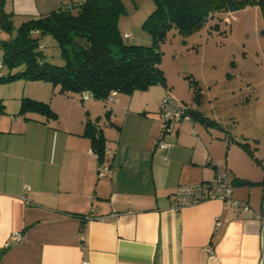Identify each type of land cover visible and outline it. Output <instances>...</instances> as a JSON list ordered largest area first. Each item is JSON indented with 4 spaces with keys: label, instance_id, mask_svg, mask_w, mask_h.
<instances>
[{
    "label": "crops",
    "instance_id": "1",
    "mask_svg": "<svg viewBox=\"0 0 264 264\" xmlns=\"http://www.w3.org/2000/svg\"><path fill=\"white\" fill-rule=\"evenodd\" d=\"M69 1L81 0H6V8L15 24ZM27 87L11 94L0 84V264H264V198L255 203L248 178L220 158L232 146L225 135L181 119L163 135L168 146H156L167 87L109 102L81 101L49 81ZM25 95L48 102L57 118L19 114ZM105 105L110 113L101 117ZM87 120L104 138L102 160ZM218 170L239 204L211 198L171 207L178 185L211 181ZM14 231L21 236L8 243Z\"/></svg>",
    "mask_w": 264,
    "mask_h": 264
},
{
    "label": "trees",
    "instance_id": "2",
    "mask_svg": "<svg viewBox=\"0 0 264 264\" xmlns=\"http://www.w3.org/2000/svg\"><path fill=\"white\" fill-rule=\"evenodd\" d=\"M153 2L154 9L142 24L153 40L144 45L127 43V35L119 29V17L125 12L124 0L69 1L48 13L29 17L17 26L13 23V11L6 8V0H0V30L5 34L0 38V72L3 66L7 68L6 73L0 74V83L19 78L41 79L49 81L61 93L79 95L81 101H84L81 95L88 93L89 98L105 102L112 91L131 94L155 84L168 88L159 63L160 45L171 28L190 32L216 12L249 4L259 5L264 13V0ZM46 35L56 41L64 61L62 65L44 58L45 46L41 40ZM196 90L195 85L194 91L199 96ZM186 107L189 119L198 118L206 127L214 123L199 110ZM27 112L44 114L47 119L57 118L48 102L23 96L19 114ZM109 113L107 110L105 115ZM85 134L91 138L92 150L102 160L106 151L101 132L87 120Z\"/></svg>",
    "mask_w": 264,
    "mask_h": 264
},
{
    "label": "rangeland",
    "instance_id": "3",
    "mask_svg": "<svg viewBox=\"0 0 264 264\" xmlns=\"http://www.w3.org/2000/svg\"><path fill=\"white\" fill-rule=\"evenodd\" d=\"M124 6L119 29L127 35L125 41L151 44L152 36L142 24L154 9L153 0H124ZM18 24L16 19L15 25ZM41 42L45 46L44 58L62 65L56 41L46 35ZM160 51L159 66L171 97L179 104L202 111L214 122L208 127L232 143L227 152L220 148V158H228V168L248 178L244 184L246 193L250 190L253 201L259 204L264 198V13L259 5L216 12L190 32L173 27ZM1 56L0 48V60ZM6 72L3 66L0 74ZM42 83L46 80L19 78L0 84L13 94ZM102 112L100 116L104 117L106 105Z\"/></svg>",
    "mask_w": 264,
    "mask_h": 264
},
{
    "label": "built area",
    "instance_id": "4",
    "mask_svg": "<svg viewBox=\"0 0 264 264\" xmlns=\"http://www.w3.org/2000/svg\"><path fill=\"white\" fill-rule=\"evenodd\" d=\"M115 95L116 92L112 91L107 96L106 100L111 101ZM81 97L83 100H86L89 98V94L83 93ZM186 109V105L179 104L170 95H165L161 99L159 106L161 135L155 139L157 147L164 149L168 146V143L163 140L162 136L165 132L171 130L176 121L180 119H189ZM107 168L106 165H101L99 166V171L106 170ZM171 196V207L174 209H180L186 205L197 204L203 200L211 198L222 199L233 202L234 204L240 203L239 201L231 199L230 181L227 178L226 173L222 170H218L215 178L211 181L178 185ZM243 204L244 206L247 205L246 203ZM20 236V231H14L8 239V243L18 240ZM82 264H88V261L83 260Z\"/></svg>",
    "mask_w": 264,
    "mask_h": 264
}]
</instances>
